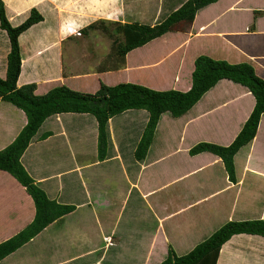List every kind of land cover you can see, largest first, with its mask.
<instances>
[{
    "label": "crops",
    "instance_id": "1",
    "mask_svg": "<svg viewBox=\"0 0 264 264\" xmlns=\"http://www.w3.org/2000/svg\"><path fill=\"white\" fill-rule=\"evenodd\" d=\"M151 1L2 0L12 25L22 22L32 7L42 15L17 36L21 56L17 85L34 82L37 94L60 84L94 92L102 82L124 81L186 90L199 54L247 61L264 78V0L205 4L187 27L167 30L128 50L123 61L115 53L112 64L101 61L105 55L100 44L99 50H75L78 37L88 39L89 23L108 30V21L144 22L142 7ZM160 2L150 24L172 9H163L165 1ZM69 27L81 33L74 34ZM9 49L7 30L0 25L1 77ZM129 70L137 71L136 76ZM253 104L254 97L245 86L222 78L184 113L173 116L163 111L140 159L133 151L148 119L145 108H126L106 120L103 159L97 157V120L92 113L49 114L20 161L49 198L75 208L0 258V264H158L169 245L185 253L218 228L220 220L264 218V111L255 135L234 154L235 181L228 178L217 154L189 153L201 140L231 142ZM25 123V112L0 98V149ZM45 131L50 134L41 138ZM34 213L25 186L0 168V241L28 224ZM123 248H129L126 255ZM108 250L119 258L109 260ZM222 259L224 264H264V235H231L220 246L215 264Z\"/></svg>",
    "mask_w": 264,
    "mask_h": 264
},
{
    "label": "trees",
    "instance_id": "2",
    "mask_svg": "<svg viewBox=\"0 0 264 264\" xmlns=\"http://www.w3.org/2000/svg\"><path fill=\"white\" fill-rule=\"evenodd\" d=\"M178 1L172 2L173 5H170L172 9L155 23L150 24L137 20L118 21L115 25L116 29L123 35V38L117 40L116 44L118 57L123 61L128 50L144 44L167 30L182 28L180 23L186 27L198 8L216 0ZM176 3L180 5L173 8ZM257 12L259 11L256 10L255 13ZM41 19L40 12L32 7L22 22L12 25L5 16L4 4L0 0V25L7 30L10 40L6 73L4 77L0 76V98L20 107L26 114V123L14 139L0 149V168L9 171L25 186L35 206L32 220L13 235L0 241V258L29 240L49 222L75 208L74 204L62 203L49 198L20 161L21 154L41 122L46 116L55 112L92 113L97 120V157L103 159L107 146L106 120L126 108L147 109L148 119L133 151L134 157L140 159L146 154L157 120L163 111H169L173 116H178L189 109L206 90L220 79H230L245 86L253 95L254 104L249 115L228 144L201 140L189 148V153L208 150L217 154L223 161L228 178L232 181L236 180L234 154L255 135L259 117L264 111V78L256 73L251 63L247 61L229 62L223 58L199 54L194 59L191 85L186 90L156 89L124 81L111 85L102 82L94 92H84L60 84L44 93L37 94L34 92V82L17 85L21 64L17 36L22 30ZM95 26L96 23L93 22L88 25V27ZM48 134H50L49 131L43 132L41 138ZM242 232L264 235V218L228 220L182 254H177L169 245L165 257L158 264H215L222 243L231 235ZM210 255L213 258H208ZM85 264L111 263L90 262Z\"/></svg>",
    "mask_w": 264,
    "mask_h": 264
},
{
    "label": "rangeland",
    "instance_id": "3",
    "mask_svg": "<svg viewBox=\"0 0 264 264\" xmlns=\"http://www.w3.org/2000/svg\"><path fill=\"white\" fill-rule=\"evenodd\" d=\"M159 1L160 0H152L151 2L147 3L149 5L146 4V6L144 5V7H142V10H145V12H142L145 15L143 17L144 22L151 23V22H153L155 20L154 14L156 13V10H157L158 6H161V2L159 3ZM164 1H165L164 7L162 6V8L163 9H167V8H169L170 5H173L172 2H174L175 0H164ZM176 1H178V0H176ZM176 4H178V3H176ZM135 18L136 19H141V18H138V16L135 17ZM131 20H133L132 17H131ZM107 23L108 24L106 26H107V29L108 30H103L101 28L100 24H97V27L96 28L95 27L89 28V30L86 32L87 33L86 36L88 37L87 40H83L84 39L83 37L82 38L81 37H78L77 44H76V49L75 50L76 51H79L80 53L83 52V51H86V50H89L90 51L91 49H97L98 48V45L100 44V46H102V49H103V51H100V53H102V55H105L101 59V61L103 60V63L104 64H112V63H114V61L116 60V58H114L113 55L116 53L117 40L122 39L123 38V35H122L121 32L117 31V29H116V26L115 25H116L117 21H114V23L111 22V21H108ZM189 23H187L186 27L189 25ZM180 25L182 27H184L181 23H180ZM252 26L253 25H250L249 27L251 28ZM94 28H95V30H94ZM94 36L96 37L95 40H94ZM97 50H99V49H97ZM91 66H92V64L90 63L89 64V68ZM136 72L137 71H135V70H129L128 71V73L131 74L133 77L136 76ZM148 75H151L152 77L155 76V74H148ZM157 76H159V74ZM79 90H81V89H79ZM78 138H80V137H78ZM187 141H189V139H186V142ZM87 147L91 148L90 145H88ZM95 153L96 152H95V149H94V154ZM89 157H92V155L90 154ZM143 221L144 222H148L146 220H143ZM221 222H222L221 220L218 221V222H216V223H220L218 225V227L224 223V222L223 223H221ZM116 235H118V234H116ZM128 251H129V248H127V249H124L123 248L121 252L124 255H126L128 253ZM123 254H122V256H123ZM107 257L109 258V260H114V258L116 260L117 258H119L116 255V252L115 251H112V250H108ZM126 258H127V256H125V259ZM156 262L151 263V264H156ZM128 263H130V262L128 261ZM220 264H224V259H222V262Z\"/></svg>",
    "mask_w": 264,
    "mask_h": 264
},
{
    "label": "built area",
    "instance_id": "4",
    "mask_svg": "<svg viewBox=\"0 0 264 264\" xmlns=\"http://www.w3.org/2000/svg\"><path fill=\"white\" fill-rule=\"evenodd\" d=\"M69 29H70V32H72L74 34H80L81 33L80 30L75 28V27H69Z\"/></svg>",
    "mask_w": 264,
    "mask_h": 264
}]
</instances>
